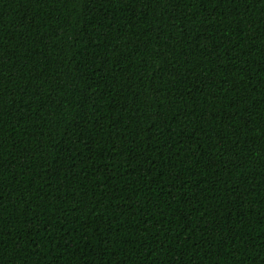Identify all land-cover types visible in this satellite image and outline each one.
Here are the masks:
<instances>
[{
  "label": "trees",
  "instance_id": "1",
  "mask_svg": "<svg viewBox=\"0 0 264 264\" xmlns=\"http://www.w3.org/2000/svg\"><path fill=\"white\" fill-rule=\"evenodd\" d=\"M0 264H264V0H0Z\"/></svg>",
  "mask_w": 264,
  "mask_h": 264
}]
</instances>
